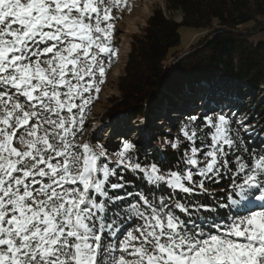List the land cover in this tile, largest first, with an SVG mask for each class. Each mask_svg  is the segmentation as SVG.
I'll return each instance as SVG.
<instances>
[{"label":"snow or ice","instance_id":"snow-or-ice-1","mask_svg":"<svg viewBox=\"0 0 264 264\" xmlns=\"http://www.w3.org/2000/svg\"><path fill=\"white\" fill-rule=\"evenodd\" d=\"M119 5L0 0V264H264V146L226 115L189 117L166 169L129 141L114 156L75 142L117 55ZM124 172L148 191H127ZM225 177L217 198L206 182Z\"/></svg>","mask_w":264,"mask_h":264},{"label":"trees","instance_id":"trees-1","mask_svg":"<svg viewBox=\"0 0 264 264\" xmlns=\"http://www.w3.org/2000/svg\"><path fill=\"white\" fill-rule=\"evenodd\" d=\"M164 1L168 12L181 14V21L177 23L166 17L160 8L153 10L143 34L133 36L123 76L117 82L120 95L111 99L103 120L120 116L138 119L152 115L165 104L174 105L175 97L192 93L197 85L214 79H235L252 88L264 86V41L253 40L254 36L264 33V0ZM180 27L197 30L203 36H196L190 47L180 56L176 54L174 62L168 64L176 52L183 51L178 49ZM196 117L199 118L197 125H201L204 116ZM188 121L189 117L184 118L174 131L166 128L163 136L168 141L178 136L183 139L178 130ZM231 127L237 130L233 122ZM241 137L250 150L255 148L258 151V143L250 144L247 138ZM181 146L180 150H173L170 146L162 150L137 146L134 157L141 164L157 163L162 169L171 168L180 158L184 145ZM123 175L125 180L132 182L127 191H148L150 186L145 185L139 173L124 172ZM227 179L225 177L218 185L206 182V186L220 198L224 195L220 188L228 187ZM113 182H116L115 178ZM152 190L157 194L162 191L165 195L169 191L166 188ZM116 194L122 195L123 190ZM172 194L176 195L175 192ZM184 196L180 193L176 198ZM192 199L199 203L206 197L194 196Z\"/></svg>","mask_w":264,"mask_h":264},{"label":"rangeland","instance_id":"rangeland-1","mask_svg":"<svg viewBox=\"0 0 264 264\" xmlns=\"http://www.w3.org/2000/svg\"><path fill=\"white\" fill-rule=\"evenodd\" d=\"M157 8H160L166 17L173 19L177 23L181 21L180 13L168 12L166 10L164 0H120L119 7H113L111 15L114 19L111 22L114 24V31L111 39V46L116 51L117 55L112 57L111 63L106 69V77L104 83L100 85L101 91L98 94V99L94 100L84 113V123L77 129L76 143H89L94 147L102 145L106 148L110 156H114L116 152L122 150V143L124 141L131 140L129 136H125L127 132L129 133L138 129L142 122L146 123L155 120L154 118L156 115H162L165 112L173 113L175 111L177 113V110L181 108H188L189 105H185V101L189 99L196 101V98L202 95L203 91H206L203 89L192 93H184L182 96L174 98V105L170 106L165 104L160 109L156 110L154 114L146 115L138 119H134L130 116H120L109 121L102 119L106 110L111 105V99H116L120 95L117 89V82L119 77L123 76L126 56L130 52L133 36H141L143 34L147 19L152 14L153 10ZM179 35L180 44L178 49L183 51L176 52L167 61L168 64H172L176 56H180L181 53H184V50L186 51L193 43L194 38L196 36L202 37L203 33H198L197 30L191 28L180 27ZM253 40L264 41V33L254 36ZM106 63H108L107 58ZM212 114L215 113L213 112L207 115ZM178 121H173L171 126L162 127L161 130L153 131L151 135L147 134L143 136L141 139V144L143 145L137 143V146H146L147 150L151 148L162 150L169 147V141L163 136V131L166 132L165 128H167V130H177L183 118L180 119L179 122ZM235 128L237 127L235 126ZM179 131L180 129L178 132ZM119 137L121 138L120 140H118ZM125 137H129V139L126 140ZM137 146L135 145V152L138 150ZM197 146H199V143H197ZM134 153H132V155H134Z\"/></svg>","mask_w":264,"mask_h":264},{"label":"built area","instance_id":"built-area-1","mask_svg":"<svg viewBox=\"0 0 264 264\" xmlns=\"http://www.w3.org/2000/svg\"><path fill=\"white\" fill-rule=\"evenodd\" d=\"M235 86L237 89H234ZM203 89L206 91H203L196 101L192 99L185 101L184 104L189 107L177 110L179 114L176 117L173 116L171 121L162 122L157 130L171 126L173 121L191 117L190 115L205 116L213 112L224 114L238 128L239 133L249 140L250 144L258 143V152L261 151L264 146V86L252 88L249 84L235 79H214L212 82H205L195 87V91ZM244 126H248L249 130L245 131ZM129 133L127 132L125 136L141 143L144 133L140 136L141 138H138L136 131ZM120 139L119 137L118 140Z\"/></svg>","mask_w":264,"mask_h":264},{"label":"bare ground","instance_id":"bare-ground-1","mask_svg":"<svg viewBox=\"0 0 264 264\" xmlns=\"http://www.w3.org/2000/svg\"><path fill=\"white\" fill-rule=\"evenodd\" d=\"M234 89H237L236 86ZM208 110H210V109H208ZM177 114H179V113H176V111L173 113L165 112L162 115H156L154 118L155 120H153V121L151 120V122L150 121H148L146 123L142 122L141 126L138 129H135L134 131H131L130 129L129 130L132 133L136 131L137 135L139 136L138 138H141L140 136H142V133H144L143 136H146L147 134L151 135L153 133V131L159 129L158 126H160V124L162 122L171 121V119H173V116L176 117ZM169 116H171V118Z\"/></svg>","mask_w":264,"mask_h":264}]
</instances>
